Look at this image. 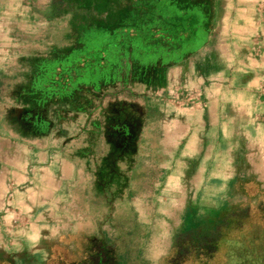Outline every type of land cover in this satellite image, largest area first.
<instances>
[{
	"label": "crops",
	"instance_id": "obj_1",
	"mask_svg": "<svg viewBox=\"0 0 264 264\" xmlns=\"http://www.w3.org/2000/svg\"><path fill=\"white\" fill-rule=\"evenodd\" d=\"M29 53L54 63L37 92L59 117L0 112L1 254L103 246L88 180L107 157L128 190L181 192L195 216L264 199V0H0V84Z\"/></svg>",
	"mask_w": 264,
	"mask_h": 264
},
{
	"label": "rangeland",
	"instance_id": "obj_2",
	"mask_svg": "<svg viewBox=\"0 0 264 264\" xmlns=\"http://www.w3.org/2000/svg\"><path fill=\"white\" fill-rule=\"evenodd\" d=\"M85 41L90 43L94 40L87 37ZM75 42L78 44L79 39L75 38ZM31 55L29 53L30 57L15 63L13 70L16 73L2 79L1 86L7 82V86L13 89L7 94L0 92V112L8 108L9 114L20 119L39 120L46 126L56 121L59 113L44 108L50 103L48 95L40 90L37 92V88L50 84V75L47 74L54 63L41 55ZM169 95L175 101L191 99L190 94L181 98L175 89L170 90ZM38 100L41 103L39 112L36 110ZM103 161V172L89 175L88 180L91 186L88 201L97 202L101 207H91L88 215L101 219L103 235L100 236L110 253L107 264H264L260 261L264 257V199L257 200L255 195L243 198L216 217L208 215L205 208L196 206V218L201 221L187 229L184 227V214L191 205L188 196L181 200L180 192L174 201H159L155 199L157 191L128 190L129 176L120 175L117 179L116 175L108 173L110 168L106 167L111 164V159L107 157ZM95 179H98V186L94 184ZM148 194L151 198H147ZM141 195L151 201L144 203L134 198ZM134 201L140 205H131ZM143 217L148 218L151 224L144 227L141 223H134ZM207 219L210 223L205 221ZM163 231L166 232L165 238ZM41 258L42 255H26V261L30 262L39 263ZM14 261L23 264L20 258Z\"/></svg>",
	"mask_w": 264,
	"mask_h": 264
},
{
	"label": "trees",
	"instance_id": "obj_3",
	"mask_svg": "<svg viewBox=\"0 0 264 264\" xmlns=\"http://www.w3.org/2000/svg\"><path fill=\"white\" fill-rule=\"evenodd\" d=\"M195 211L193 208H188L186 213H185V228H190V227H195L196 225H199V222L201 221V219L196 218V216L194 215ZM206 222H209L208 219L205 220ZM210 223V222H209ZM213 225V224H212ZM50 241H43L42 245L44 248H48L49 247V243ZM199 243V242H198ZM54 246V245H53ZM52 246V247H53ZM58 249V246L54 247L53 249L51 248V251L49 253V255L45 258V264H56L55 262V258L57 257L56 255V250ZM87 253L85 256L79 257V256H73L71 258V260L68 261L67 264H107L108 262V257L107 256L109 253V251L107 249H105L104 245H99L98 243H96V246H94L92 249L89 247L87 249ZM55 252V253H52ZM21 258L22 263L23 264H36V262H30V260L26 261V255H22ZM47 259V262H46ZM219 259H221L219 257ZM219 261V260H218ZM260 261H264V257L261 258ZM64 262V260L62 261ZM220 264V262H218Z\"/></svg>",
	"mask_w": 264,
	"mask_h": 264
},
{
	"label": "flooded vegetation",
	"instance_id": "obj_4",
	"mask_svg": "<svg viewBox=\"0 0 264 264\" xmlns=\"http://www.w3.org/2000/svg\"><path fill=\"white\" fill-rule=\"evenodd\" d=\"M22 254H17L16 256H11V255H7L6 254H1L0 252V264H14V260L13 258L17 257L20 258V260H23L21 258ZM46 258V257H44ZM37 264V263H36Z\"/></svg>",
	"mask_w": 264,
	"mask_h": 264
}]
</instances>
